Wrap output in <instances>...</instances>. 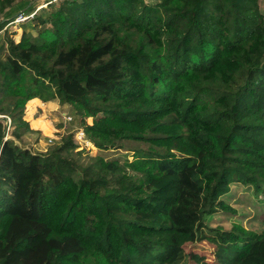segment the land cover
<instances>
[{
    "label": "trees",
    "instance_id": "obj_1",
    "mask_svg": "<svg viewBox=\"0 0 264 264\" xmlns=\"http://www.w3.org/2000/svg\"><path fill=\"white\" fill-rule=\"evenodd\" d=\"M39 1L0 0V33ZM43 1L0 42V264H180L198 240L264 264V219L206 223L232 183L264 186V0ZM35 98L71 105L100 150L140 146L32 151Z\"/></svg>",
    "mask_w": 264,
    "mask_h": 264
},
{
    "label": "rangeland",
    "instance_id": "obj_2",
    "mask_svg": "<svg viewBox=\"0 0 264 264\" xmlns=\"http://www.w3.org/2000/svg\"><path fill=\"white\" fill-rule=\"evenodd\" d=\"M41 0L36 3V9L46 5ZM261 9L264 10V2L261 1ZM31 19H27L21 23L9 22L0 33L1 40H6L8 36L14 39H19L22 28L29 25ZM30 27H28V30ZM34 35L37 34L36 29L30 30ZM71 105H61L57 100L40 103L29 102L27 104V117L31 121V127L34 131L24 133L20 144L30 148L32 151H46L61 143L66 136L73 134L74 138L76 131L81 129L80 117L73 116L71 113ZM63 112L72 115V119L67 120L63 116ZM88 123H92L93 117H86ZM14 126L11 125L10 120L7 123V137L12 136ZM6 137V138H7ZM87 138V137H86ZM76 139V138H75ZM80 140H82L80 138ZM88 140V139H87ZM19 141V140H18ZM79 143L78 150L85 149L84 154L91 152V154L102 155L105 159L119 158L124 161L126 157L133 158L134 149L140 146V143L134 140H125L121 148L100 150L92 144L87 145L84 140ZM221 200L229 209L218 210L212 215L206 216V223L209 227L222 226L224 228H231L234 224H238L250 230L260 231L263 227L262 221L264 219V186L256 189L252 185H245L242 183H232L230 191L221 197ZM187 253L197 254L203 257L202 261L192 259L187 256L180 264H216L217 258L215 254V244L208 240H198L195 243H188L185 245Z\"/></svg>",
    "mask_w": 264,
    "mask_h": 264
},
{
    "label": "built area",
    "instance_id": "obj_3",
    "mask_svg": "<svg viewBox=\"0 0 264 264\" xmlns=\"http://www.w3.org/2000/svg\"><path fill=\"white\" fill-rule=\"evenodd\" d=\"M35 12H36V11H35ZM35 12L32 11V12H30V13H27V12H25V11L22 10V11H20V12L16 15L15 19H14L13 21H11V23H12V22H15V23H21V22H23V21H26L27 19H30L31 17H33V15L35 14ZM63 116H64V118L67 119V120L72 119V115H70V114H68V113L63 112ZM75 138H76V140H77L78 142H80V143H82L81 141L84 140L85 143H86L87 145L92 144L89 140H87V138H86V134H85L83 128L78 129V130L76 131ZM80 138H81L82 140H80Z\"/></svg>",
    "mask_w": 264,
    "mask_h": 264
},
{
    "label": "crops",
    "instance_id": "obj_4",
    "mask_svg": "<svg viewBox=\"0 0 264 264\" xmlns=\"http://www.w3.org/2000/svg\"><path fill=\"white\" fill-rule=\"evenodd\" d=\"M54 101H56V100H54ZM30 102H32V103H42V101H40L39 99H37V98H35V99H33V100H31ZM48 102H51V101H48ZM48 102H44V104H47Z\"/></svg>",
    "mask_w": 264,
    "mask_h": 264
}]
</instances>
